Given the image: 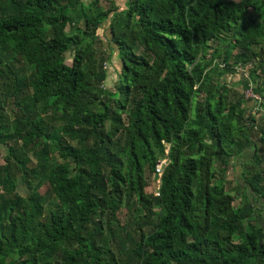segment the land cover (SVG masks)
I'll return each instance as SVG.
<instances>
[{"label": "trees", "instance_id": "trees-1", "mask_svg": "<svg viewBox=\"0 0 264 264\" xmlns=\"http://www.w3.org/2000/svg\"><path fill=\"white\" fill-rule=\"evenodd\" d=\"M100 1L0 0V264H264V0Z\"/></svg>", "mask_w": 264, "mask_h": 264}, {"label": "rangeland", "instance_id": "rangeland-1", "mask_svg": "<svg viewBox=\"0 0 264 264\" xmlns=\"http://www.w3.org/2000/svg\"><path fill=\"white\" fill-rule=\"evenodd\" d=\"M88 1L89 0H85V2H88ZM100 2H101V5L102 6H105L106 8H109L111 5H114L115 7H118L120 10L123 9V5L120 4V3H117V0H108V1L101 0ZM107 28H108V22H104L102 24V26L100 27L99 32H98V35H99V38H100V42H101V47H100L101 49H105L106 48L107 42L103 39V37L108 36V29ZM95 48L97 49L98 47L95 46ZM71 58H72L71 56H67L66 62L68 64L71 62ZM117 66H118V63L115 62V61L112 62V66L111 67L107 65V69H108V72H109L108 80L106 82V87L107 88H111V86H112L111 85L112 84V80H115V71H114V68L113 67H115L116 70H117L118 69ZM231 82L233 83V81H231ZM5 111H6L7 116H10L11 117V111L8 108ZM5 145L6 146H3V147L0 146V165H2V163H3V157L6 154L7 147L9 148V146H10L9 143H8V145L7 144H5ZM239 171H240V169L238 168V171L236 173H234V174L231 173V175L233 177H236V179L238 181H239V178H238ZM228 179L231 180L230 177ZM157 186H158V180L155 181V178H153L151 176V178H149V184H148L146 190L147 191H150V190H153V188H156L157 189ZM232 189H234V183H231L230 182L229 184L226 185V190L227 191H232ZM43 190H44V188H41L39 191L42 193ZM18 192L20 194L24 195L25 192H26V190L23 188V186L22 187L19 186L18 187ZM261 203L264 204V201L261 200ZM124 212L125 211H122L119 214V219L120 220H122L124 218Z\"/></svg>", "mask_w": 264, "mask_h": 264}, {"label": "built area", "instance_id": "built-area-1", "mask_svg": "<svg viewBox=\"0 0 264 264\" xmlns=\"http://www.w3.org/2000/svg\"><path fill=\"white\" fill-rule=\"evenodd\" d=\"M236 69L244 77H248L250 65L238 66ZM244 98L251 99L252 101H254L255 105H258V103L260 102L259 96L254 94L250 88L246 89L244 91ZM253 110H255V109L253 108ZM165 165H166L165 160L162 159L160 161H157L155 164V167H154V173L157 176H160L162 174V171H163V168L165 167ZM158 183H159V181H158ZM155 195H158V193H155Z\"/></svg>", "mask_w": 264, "mask_h": 264}, {"label": "crops", "instance_id": "crops-1", "mask_svg": "<svg viewBox=\"0 0 264 264\" xmlns=\"http://www.w3.org/2000/svg\"><path fill=\"white\" fill-rule=\"evenodd\" d=\"M125 1L126 0H117V3H120V4L124 5L125 4Z\"/></svg>", "mask_w": 264, "mask_h": 264}]
</instances>
